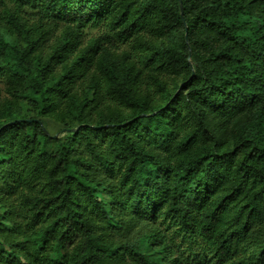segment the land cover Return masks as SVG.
Wrapping results in <instances>:
<instances>
[{
	"label": "trees",
	"instance_id": "trees-1",
	"mask_svg": "<svg viewBox=\"0 0 264 264\" xmlns=\"http://www.w3.org/2000/svg\"><path fill=\"white\" fill-rule=\"evenodd\" d=\"M0 264H264V0H0Z\"/></svg>",
	"mask_w": 264,
	"mask_h": 264
},
{
	"label": "water",
	"instance_id": "water-1",
	"mask_svg": "<svg viewBox=\"0 0 264 264\" xmlns=\"http://www.w3.org/2000/svg\"><path fill=\"white\" fill-rule=\"evenodd\" d=\"M181 16H182V19H183V21L185 23V20H184V17H183V9H182V6H181Z\"/></svg>",
	"mask_w": 264,
	"mask_h": 264
}]
</instances>
